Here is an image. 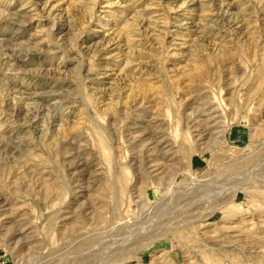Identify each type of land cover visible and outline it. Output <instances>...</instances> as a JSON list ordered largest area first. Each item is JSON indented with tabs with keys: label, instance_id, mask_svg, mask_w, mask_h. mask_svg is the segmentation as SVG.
Here are the masks:
<instances>
[{
	"label": "rangeland",
	"instance_id": "374dc122",
	"mask_svg": "<svg viewBox=\"0 0 264 264\" xmlns=\"http://www.w3.org/2000/svg\"><path fill=\"white\" fill-rule=\"evenodd\" d=\"M0 264H264V0H0Z\"/></svg>",
	"mask_w": 264,
	"mask_h": 264
},
{
	"label": "bare ground",
	"instance_id": "6f19581e",
	"mask_svg": "<svg viewBox=\"0 0 264 264\" xmlns=\"http://www.w3.org/2000/svg\"><path fill=\"white\" fill-rule=\"evenodd\" d=\"M215 116V115H214ZM197 124V123H196ZM211 126H213V125H211ZM221 125H219V127H220ZM208 128V127H207ZM192 130H198L197 128H195V129H192ZM212 132V131H211ZM207 133V132H206ZM216 133L218 134V136L220 137V136H222L223 134H224V130L223 129H218V131H216ZM223 133V134H222ZM209 134V133H208ZM199 139V138H198ZM188 172V171H187ZM188 175L190 176L189 178L190 179H193V176H191L190 175V173H188ZM205 180L206 179H203V180H194V184L195 185H200V184H205ZM194 184H192V185H194ZM2 201V200H1ZM4 212V211H3ZM10 213V212H9ZM13 213V212H12ZM11 213V214H12ZM12 215H14V214H12ZM14 217V216H13ZM16 217V216H15ZM3 218V217H2ZM10 219V218H9ZM18 229V228H17ZM25 230V229H24ZM18 231V230H17Z\"/></svg>",
	"mask_w": 264,
	"mask_h": 264
}]
</instances>
